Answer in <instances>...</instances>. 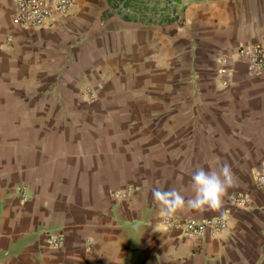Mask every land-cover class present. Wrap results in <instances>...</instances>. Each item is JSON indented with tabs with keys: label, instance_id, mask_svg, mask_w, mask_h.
Segmentation results:
<instances>
[{
	"label": "crops",
	"instance_id": "obj_1",
	"mask_svg": "<svg viewBox=\"0 0 264 264\" xmlns=\"http://www.w3.org/2000/svg\"><path fill=\"white\" fill-rule=\"evenodd\" d=\"M165 2L195 13L163 26L166 10L143 14L160 0H76L24 30L0 0V264H264V78L241 64L229 87L218 77L221 57L264 42V0ZM225 163L221 206L172 217L226 230L158 226L154 188L191 198L192 172Z\"/></svg>",
	"mask_w": 264,
	"mask_h": 264
},
{
	"label": "built area",
	"instance_id": "obj_2",
	"mask_svg": "<svg viewBox=\"0 0 264 264\" xmlns=\"http://www.w3.org/2000/svg\"><path fill=\"white\" fill-rule=\"evenodd\" d=\"M75 3L76 0H15L14 22L24 30L49 28L56 17L68 16ZM11 39L10 37L9 41ZM239 64L246 67L251 77L264 78V42L240 45L232 55L219 59L218 77L223 88L230 86L234 69ZM101 89L102 87H98L96 90H89L84 95L89 102H94ZM256 183L258 188L264 191V170L257 173ZM232 203L246 206L248 198L243 195L235 196ZM158 226L179 232L184 237L202 238L206 235L216 237L228 228V219L165 216L159 220ZM49 245L52 249H59L63 246V239L51 238Z\"/></svg>",
	"mask_w": 264,
	"mask_h": 264
},
{
	"label": "clouds",
	"instance_id": "obj_3",
	"mask_svg": "<svg viewBox=\"0 0 264 264\" xmlns=\"http://www.w3.org/2000/svg\"><path fill=\"white\" fill-rule=\"evenodd\" d=\"M233 173L228 164L219 165L217 170L197 168L191 174L193 195L185 199L176 189L160 190L154 188L152 197L162 206L164 215L171 217L179 210H216L225 192L233 186Z\"/></svg>",
	"mask_w": 264,
	"mask_h": 264
},
{
	"label": "rangeland",
	"instance_id": "obj_4",
	"mask_svg": "<svg viewBox=\"0 0 264 264\" xmlns=\"http://www.w3.org/2000/svg\"><path fill=\"white\" fill-rule=\"evenodd\" d=\"M170 1L175 5L176 1L180 2L183 0H170ZM174 5H172V6H174ZM181 5L182 4H179V5H177V7H180ZM177 7L171 8V10H170V8L167 6V3L165 2V0H160L159 5L156 6V10L152 9L150 12L144 11L143 14H148V13L152 14V13L157 12L158 9H160L159 13L163 14L166 10V13L163 14V18L161 21L164 24L163 26H166V25L168 26L170 24V22H175L178 24L179 27H182L184 25V23H186V18L193 15L195 13V11H192L193 9L190 11L189 6H186V4H183L182 9L175 10ZM131 8H133V6L130 7L129 9H131ZM142 10H143V8L138 9L135 15L141 13ZM147 17H149V16H147Z\"/></svg>",
	"mask_w": 264,
	"mask_h": 264
},
{
	"label": "bare ground",
	"instance_id": "obj_5",
	"mask_svg": "<svg viewBox=\"0 0 264 264\" xmlns=\"http://www.w3.org/2000/svg\"><path fill=\"white\" fill-rule=\"evenodd\" d=\"M195 7H196V5L192 6L189 10H192V9H194Z\"/></svg>",
	"mask_w": 264,
	"mask_h": 264
}]
</instances>
